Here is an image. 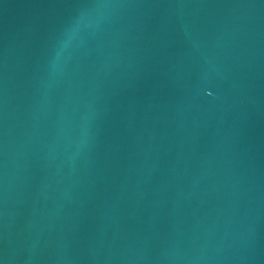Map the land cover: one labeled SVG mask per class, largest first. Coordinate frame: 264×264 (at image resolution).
<instances>
[{"label": "water", "instance_id": "95a60500", "mask_svg": "<svg viewBox=\"0 0 264 264\" xmlns=\"http://www.w3.org/2000/svg\"><path fill=\"white\" fill-rule=\"evenodd\" d=\"M0 264H264V0H0Z\"/></svg>", "mask_w": 264, "mask_h": 264}]
</instances>
